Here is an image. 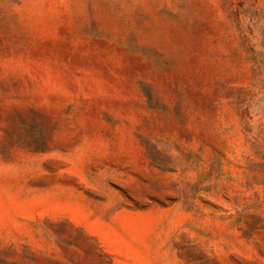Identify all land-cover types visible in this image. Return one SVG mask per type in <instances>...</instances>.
<instances>
[{
    "label": "rangeland",
    "instance_id": "374dc122",
    "mask_svg": "<svg viewBox=\"0 0 264 264\" xmlns=\"http://www.w3.org/2000/svg\"><path fill=\"white\" fill-rule=\"evenodd\" d=\"M0 264H264V0H0Z\"/></svg>",
    "mask_w": 264,
    "mask_h": 264
}]
</instances>
